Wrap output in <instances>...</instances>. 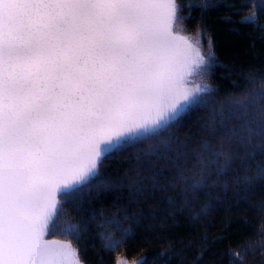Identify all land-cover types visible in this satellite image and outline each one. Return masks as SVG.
I'll list each match as a JSON object with an SVG mask.
<instances>
[{
	"label": "snow or ice",
	"instance_id": "snow-or-ice-1",
	"mask_svg": "<svg viewBox=\"0 0 264 264\" xmlns=\"http://www.w3.org/2000/svg\"><path fill=\"white\" fill-rule=\"evenodd\" d=\"M185 7L202 10L195 40L176 27L192 18L180 15ZM208 7L206 0H0V264H84L76 244L86 225L60 220L66 205L92 187L104 159L165 132L172 139L171 126L193 109L207 110L199 152L177 145L173 157L149 145L131 153L134 202L154 200L177 187L173 181L202 187L236 163L264 176V76L259 88L214 99L218 89L205 79L217 66L211 37L203 51ZM237 22L255 23V13ZM189 156L194 174L179 163ZM128 218L123 212L98 222L120 231L119 238L99 234L105 250L129 238L120 229ZM52 228L68 238L45 239ZM182 239L169 241L161 264ZM188 246L199 264L209 243L200 237ZM227 255L236 264H264V230Z\"/></svg>",
	"mask_w": 264,
	"mask_h": 264
},
{
	"label": "trees",
	"instance_id": "trees-1",
	"mask_svg": "<svg viewBox=\"0 0 264 264\" xmlns=\"http://www.w3.org/2000/svg\"><path fill=\"white\" fill-rule=\"evenodd\" d=\"M206 2L210 7L203 10L202 26L207 30L203 50L207 51V40L211 37L217 66L205 79L218 89L213 94L214 99L221 101L229 93H239L248 87L259 88L260 77L264 76V0ZM216 4L220 6H212ZM189 12L192 18L177 24L186 34L197 36L202 10L185 7L180 15ZM249 13H255V23L237 22ZM249 76L254 78L252 85L247 83ZM206 112L204 108H196L183 115L169 129L172 139L165 132L158 138L143 141L134 148L104 159L92 187L81 199L66 205L68 214L59 219L72 218L86 225V231L76 244L84 264H115L121 256L129 260L144 256L145 264H161L160 252L169 247V241L178 237L183 238L182 242L170 249L168 264H197V249L188 244L190 240L198 244L200 237L207 238L209 247L203 252L199 264H236L227 253L236 251L249 239H259V233L264 230V176L257 174L254 165L251 170L244 171L236 163L234 168L237 170L230 168L223 175L213 173L202 187L194 189L173 181L177 187L169 188L147 203L132 200L128 185L131 180L137 179L135 172L138 165L131 153L136 149H147L149 145L173 157L177 145L184 146L189 153L199 152L200 141L208 138L201 127L207 122ZM179 163L181 167L187 166L190 174L195 173L196 170L191 168L194 163L191 156L182 157ZM244 176L249 179L245 181L242 179ZM168 198L172 203L168 202ZM123 212H127L129 218L120 224V229H129L131 235L119 247L105 250L99 234L119 238L120 231L112 226L98 227V222L103 217L121 218ZM220 235L224 238L213 241ZM47 237L68 238L61 234L59 228L50 229Z\"/></svg>",
	"mask_w": 264,
	"mask_h": 264
},
{
	"label": "water",
	"instance_id": "water-1",
	"mask_svg": "<svg viewBox=\"0 0 264 264\" xmlns=\"http://www.w3.org/2000/svg\"><path fill=\"white\" fill-rule=\"evenodd\" d=\"M181 35H182V34H181ZM45 239H48V240H54V239H52V238H47V233H46V235H45ZM142 257H144V256H142ZM142 257H140V258H138V259H136V260H129V259L126 258L125 256H121V257H119V258L116 260L115 264H118V261H124V264H135V262L138 261V260H140Z\"/></svg>",
	"mask_w": 264,
	"mask_h": 264
},
{
	"label": "rangeland",
	"instance_id": "rangeland-1",
	"mask_svg": "<svg viewBox=\"0 0 264 264\" xmlns=\"http://www.w3.org/2000/svg\"><path fill=\"white\" fill-rule=\"evenodd\" d=\"M176 27H177V30L180 32V34H182V35H184V36H187V37H191L193 40H195V39L197 38V36H191V35H189V34H186L178 24L176 25ZM203 51H204V50H203ZM197 79H198V78H197ZM206 82H207V80H206ZM47 234H48V233H47ZM47 238H48V237H47ZM52 239H54V238H52ZM60 240H62V239H60Z\"/></svg>",
	"mask_w": 264,
	"mask_h": 264
}]
</instances>
